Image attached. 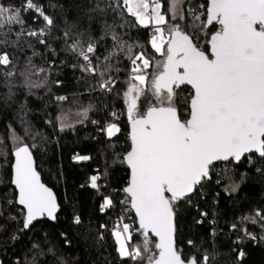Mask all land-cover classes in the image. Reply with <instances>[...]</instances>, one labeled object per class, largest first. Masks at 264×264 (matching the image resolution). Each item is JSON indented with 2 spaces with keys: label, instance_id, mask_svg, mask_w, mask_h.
Segmentation results:
<instances>
[{
  "label": "trees",
  "instance_id": "16d2710c",
  "mask_svg": "<svg viewBox=\"0 0 264 264\" xmlns=\"http://www.w3.org/2000/svg\"><path fill=\"white\" fill-rule=\"evenodd\" d=\"M117 2L33 0L53 19L54 24L48 27L35 10H23L24 0H0V4L19 8L24 21L23 26L11 25L0 30V54L7 53L11 60L7 66L0 65L2 264H147L146 260L137 262L121 258L112 234L113 227L121 221L134 231L131 245L142 241L123 191L129 183V171L122 161L130 149L124 93L130 79L131 62L123 55L111 61L104 60L113 46L111 35L106 34L107 26H113L128 44L138 45L133 48V54L143 51L153 61L146 70L149 80L160 71L157 65L164 57L150 46V27L135 26L134 18L127 13L123 17L113 13ZM207 2L191 0L188 3L185 0V7L195 8L199 13L203 11L199 6L207 7ZM162 3V11L170 16L169 0H162ZM175 22L170 20V23ZM178 22L185 31H193L187 27L192 23L187 14L185 20ZM124 23L128 26L118 27ZM21 27L23 34L18 36ZM40 29H45L44 35H27L29 31L39 33ZM218 30L217 26L206 28L200 34L199 46L207 51V40ZM65 31L84 46L96 43L95 55L99 59L94 57L93 64L99 71L107 67L106 77L111 76L116 81L111 92L99 89L100 77L80 69L84 61L66 50ZM39 68L45 72H37ZM9 71L15 75H4ZM191 92L185 87L177 90L175 104L182 119L188 118ZM61 96L67 99L58 100ZM147 106L141 98L139 113L142 114ZM83 108L90 110L88 118L80 124L77 121L83 117L78 112ZM112 113H119L120 119ZM60 117L65 124L74 127L60 131ZM111 123L118 125L119 133L109 138L104 129ZM13 132L30 146L43 183L58 199L60 212L54 223L44 220L28 230L23 228L24 214L17 205V194L12 186L16 147L11 139ZM82 156L90 159H76ZM94 175L101 177L97 181L99 190L90 186V177ZM211 175V180L204 181L192 198L176 203L177 248L185 258L196 257L198 261L207 254L208 264H264V158L252 155L251 163L244 158L239 165L234 162L217 164ZM105 198H111L112 207L102 208ZM76 217L80 223L74 222ZM249 233L256 239H251ZM66 240L69 243L66 244ZM190 240L193 245L188 244Z\"/></svg>",
  "mask_w": 264,
  "mask_h": 264
},
{
  "label": "snow or ice",
  "instance_id": "6c2138e0",
  "mask_svg": "<svg viewBox=\"0 0 264 264\" xmlns=\"http://www.w3.org/2000/svg\"><path fill=\"white\" fill-rule=\"evenodd\" d=\"M163 7L162 0H118L112 8L114 14L123 17L127 13L134 18L137 27L151 26L150 46L164 59L157 65L160 71L150 80L146 70L153 61L143 51L133 54V48L138 45L128 44L113 26H107L106 34L111 35L113 46L104 60L111 61L123 55L131 62L130 79L124 93L131 128V150L122 161L128 165L131 174L123 191L138 217L136 231L142 241L131 245L134 231L128 223H118L112 234L121 258L137 262L146 260L147 264H208L210 257L207 254L198 261L196 257L185 258L176 247L174 209L177 202L189 198L202 182L211 180L216 162L238 163L246 157L251 163L249 154L264 158V0H208L207 7L199 6L203 9L199 13L195 8H186L185 0H169L170 16L162 11ZM23 10H35L48 27L54 24L33 0H24ZM186 14L192 20L187 25L193 30L191 33L178 22L185 20ZM202 16L205 19L202 20ZM170 20L176 22L170 23ZM214 23L219 25V30L207 40L206 51L198 41L200 34ZM23 24L19 8L0 4V30ZM127 26V23L118 25L120 28ZM44 33L45 29H40L39 33L29 31L27 35ZM22 34L21 27L18 36ZM69 40H72L70 44ZM39 42L45 43L44 40ZM64 43L68 52L84 61L79 65L83 72L100 77L99 89L111 92L116 81L111 76L106 77L107 67L105 71H99L93 64L94 57L99 59L95 55L96 43L93 41L84 46L80 40L72 39L67 31L64 32ZM10 63L7 53L0 54V65ZM36 71L45 72V69ZM4 75L11 77L15 73L9 71ZM25 82H28L27 76ZM182 85L192 89L187 119L181 118L175 104L177 90ZM141 98L148 105L142 114L138 108ZM57 99L64 101L67 98ZM89 110L83 108L78 112L83 119L77 123L83 124ZM58 119L60 131L74 127L65 124L62 117ZM24 131L28 133L27 128ZM104 131L112 137L119 128L111 123ZM11 139L16 144L12 183L18 190L16 202L23 206V228L28 229L42 217L55 220L56 197L41 183L30 146L14 132ZM100 179L99 175L90 177V186L99 190L97 181ZM112 206L111 198H105L102 208ZM74 222L80 223L79 217ZM248 235L256 239L250 233ZM65 243L69 242L66 240ZM193 243L188 241L189 245Z\"/></svg>",
  "mask_w": 264,
  "mask_h": 264
},
{
  "label": "water",
  "instance_id": "95a60500",
  "mask_svg": "<svg viewBox=\"0 0 264 264\" xmlns=\"http://www.w3.org/2000/svg\"><path fill=\"white\" fill-rule=\"evenodd\" d=\"M214 26H217L218 28H219V25L218 24H213V25H210V26H208V28L207 29H210V28H212V27H214ZM210 39V38H209ZM207 47H209V45L207 44ZM189 88L191 91H192V89H191V86H188V85H182L181 86V88L180 89H182V88ZM180 89H178V90H180ZM130 130H131V128H130V122H129V137H130ZM129 142H130V149H129V151L131 150V140H130V138H129ZM128 151V152H129ZM127 152V153H128ZM126 153V154H127ZM249 155H257L258 156V154H249ZM126 156V155H125ZM124 156V157H125ZM13 158H14V160H13V166H12V180H13V178H14V163H15V157H14V155H13ZM246 158V157H245ZM33 159H34V162H35V168H36V171H37V165H36V161H35V158H34V156H33ZM244 160V158H242L241 159V161L240 162H238V163H236V162H234L236 165H239L242 161ZM232 161H228V162H223V161H220V162H216L215 163V165H217V164H226V163H231ZM125 166H126V168L128 169V171H129V181H130V168L128 167V165L127 164H125ZM38 172V171H37ZM40 180H41V183H43V181H42V178H41V176H40ZM203 183V182H202ZM44 184V183H43ZM129 184V183H128ZM45 185V184H44ZM12 186H13V188L15 189V191H16V194H17V198H16V201H17V199H18V190L15 188V185L12 183ZM46 186V185H45ZM47 187V186H46ZM198 187H200V185L199 186H197V188ZM50 189V188H49ZM51 190V189H50ZM52 191V190H51ZM53 192V191H52ZM195 192H196V190L192 193V194H190V197L189 198H186L185 200H187V199H190V198H192L193 197V195L195 194ZM54 193V192H53ZM54 195H55V193H54ZM125 195L127 196V194L125 193ZM55 197H56V195H55ZM129 199V198H128ZM56 201H57V205H58V210H57V212L55 213V216H56V218H55V220H52V219H50V218H47V217H42V218H40V219H38V220H36V221H34L33 222V224L28 228V229H30L32 226H34L36 223H38V222H41V221H44V220H47V221H50V222H55L56 221V219H57V217H58V214H59V212H60V205H59V202H58V199H57V197H56ZM17 205L22 209L23 208V206H21V205H19L18 203H17ZM130 208H131V205H130ZM132 210V212H133V214H134V217H135V219H136V221H137V224L139 223L138 222V217L136 216V214H135V211L133 210V209H131ZM28 229H26V230H28ZM151 235V234H150ZM175 240H176V235H175ZM176 247H177V242H176ZM0 264H2V260H1V258H0Z\"/></svg>",
  "mask_w": 264,
  "mask_h": 264
},
{
  "label": "built area",
  "instance_id": "2783aa9c",
  "mask_svg": "<svg viewBox=\"0 0 264 264\" xmlns=\"http://www.w3.org/2000/svg\"><path fill=\"white\" fill-rule=\"evenodd\" d=\"M120 117H121V115H120L119 113L116 114V119H120ZM105 133H106V131H105ZM120 222H121V221H119L118 223H120ZM118 223H117V224H118ZM117 224H116V225H117ZM244 235L247 236V232H244Z\"/></svg>",
  "mask_w": 264,
  "mask_h": 264
},
{
  "label": "rangeland",
  "instance_id": "374dc122",
  "mask_svg": "<svg viewBox=\"0 0 264 264\" xmlns=\"http://www.w3.org/2000/svg\"><path fill=\"white\" fill-rule=\"evenodd\" d=\"M150 28H151V26H150ZM151 35H152V33H151ZM159 54V53H158ZM117 125V124H116ZM118 126V125H117ZM119 128V127H118ZM119 133V132H118ZM118 133H116L114 136H116V135H118ZM106 135H107V133H106ZM114 136H112V137H114ZM111 137V138H112ZM110 138V137H109ZM118 246V245H117Z\"/></svg>",
  "mask_w": 264,
  "mask_h": 264
}]
</instances>
